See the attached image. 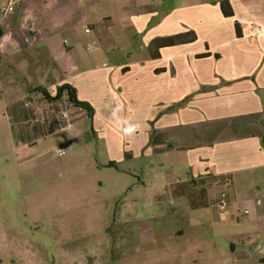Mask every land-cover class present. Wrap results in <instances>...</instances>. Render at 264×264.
<instances>
[{
    "label": "crops",
    "instance_id": "0c3cea01",
    "mask_svg": "<svg viewBox=\"0 0 264 264\" xmlns=\"http://www.w3.org/2000/svg\"><path fill=\"white\" fill-rule=\"evenodd\" d=\"M221 1L0 0V83L34 75L24 98L30 88L55 96L70 84L94 107L101 99L106 134L125 147L119 155L127 147L132 160L176 154L190 169L188 181L211 178L219 185L255 174L264 170V0H228L233 18L224 17ZM11 2L15 11L4 16L1 8ZM188 31L195 42L150 56L154 39ZM126 39L141 42L143 52L120 61ZM203 53L210 56L196 58ZM80 86L96 103L81 97ZM227 199L216 204L224 207ZM256 249L263 264L264 239Z\"/></svg>",
    "mask_w": 264,
    "mask_h": 264
},
{
    "label": "rangeland",
    "instance_id": "374dc122",
    "mask_svg": "<svg viewBox=\"0 0 264 264\" xmlns=\"http://www.w3.org/2000/svg\"><path fill=\"white\" fill-rule=\"evenodd\" d=\"M119 47L120 61L143 52L139 41ZM27 77L0 83V264H261L264 170L213 186L212 203L193 208L180 193L186 161L154 152L132 160L129 147L119 155L125 147L109 140L101 99L96 107L89 102L92 117L78 116L65 101L49 109L37 104L45 136L16 146L5 105L36 84ZM80 92L98 100L85 86ZM222 194L224 207L216 204Z\"/></svg>",
    "mask_w": 264,
    "mask_h": 264
},
{
    "label": "trees",
    "instance_id": "16d2710c",
    "mask_svg": "<svg viewBox=\"0 0 264 264\" xmlns=\"http://www.w3.org/2000/svg\"><path fill=\"white\" fill-rule=\"evenodd\" d=\"M220 8L224 17H234V10L228 0L221 1ZM235 28L237 37L241 38L242 29L241 25L238 22H236ZM196 40L197 35L194 31H188L186 33L168 37L156 38L151 42L149 46L150 56L153 59H158L161 57V49L193 43ZM209 56V53H203L196 55V58L200 59ZM217 57L219 56L217 55ZM160 71L161 70H157V72ZM29 93L30 95H28L26 98L8 105L6 109L11 123L13 140L16 146L29 145L30 147H32V145L35 144L37 140L45 136L46 127L45 123L41 120V118H39L37 112V104H44L49 109L55 104H59V102L65 101L67 105L73 109L72 111H74L75 109L78 116L81 113H86L89 117H92L94 113L93 106L87 101L80 100L78 98L76 88L70 84H63L58 87L55 96H51L48 90L42 86L30 88ZM37 94H40L41 98L39 97L38 99L36 97ZM74 120V118H71L66 122L71 123ZM32 122H34V126L30 128L29 126H31ZM59 122L60 123L58 124H61L62 126L68 125V123L66 124L65 121L63 122L62 120H59ZM214 181L216 180H210L209 178H199L197 180L188 181L183 185L180 193H183L189 197L190 204L193 208L209 206L212 202L209 200L208 194L209 189L213 185H216V182ZM223 183H227V181L222 182L221 180H219L217 184L222 185Z\"/></svg>",
    "mask_w": 264,
    "mask_h": 264
},
{
    "label": "built area",
    "instance_id": "2783aa9c",
    "mask_svg": "<svg viewBox=\"0 0 264 264\" xmlns=\"http://www.w3.org/2000/svg\"><path fill=\"white\" fill-rule=\"evenodd\" d=\"M15 11V8H14V4L11 2V3H8L7 5L3 6L1 8V13L5 16L9 13H12ZM59 155H63L64 154V151H59L58 153ZM221 200H225V194H222V198Z\"/></svg>",
    "mask_w": 264,
    "mask_h": 264
}]
</instances>
